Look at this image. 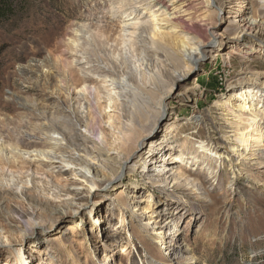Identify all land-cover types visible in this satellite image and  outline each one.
<instances>
[{
    "label": "rangeland",
    "instance_id": "obj_1",
    "mask_svg": "<svg viewBox=\"0 0 264 264\" xmlns=\"http://www.w3.org/2000/svg\"><path fill=\"white\" fill-rule=\"evenodd\" d=\"M121 1L23 0L0 22V264H264V169L197 148H221L241 95L264 121V40L242 31L264 0L239 17L193 0L189 27L212 43L192 65L170 27L150 38L154 7ZM49 139L57 171L32 159Z\"/></svg>",
    "mask_w": 264,
    "mask_h": 264
},
{
    "label": "bare ground",
    "instance_id": "obj_2",
    "mask_svg": "<svg viewBox=\"0 0 264 264\" xmlns=\"http://www.w3.org/2000/svg\"><path fill=\"white\" fill-rule=\"evenodd\" d=\"M121 2L123 3L125 1H121ZM194 2L196 1L171 0V4L164 6L165 3L160 0H132L131 3H128L126 1L123 5H121V7L118 8L120 9V12H124L126 10L124 8L126 7H129V9L130 8L135 9L140 5H144L146 8L154 7L153 12L155 15H151L152 23L149 30L150 38L152 39L154 37L163 34L164 33L163 30L170 27L173 33H178V35L180 36V39L176 40L177 41L176 43L178 48L180 49L179 55L181 61L184 63H190L192 65L193 63H196L201 56H203L202 54L205 48L207 49L208 46L212 43V42L209 43L203 36L205 30L200 31L201 29L200 30L196 29L193 31L189 27L190 24V23L188 24V21L190 20L189 17H192L190 16L189 13L191 12V9H194L191 8L192 6H194ZM205 2L210 7L215 6L217 3H218V7L220 8L225 6L229 9L227 10V13L236 14L237 15L236 17L240 16V13L237 12L236 10L238 8L240 9L243 6L242 5L243 1L241 0H205ZM193 18L194 17H192L191 19ZM196 18L197 17H195L194 19ZM200 19L199 21H201ZM250 22H243L242 31L249 32V34L250 33L256 34L258 37L264 40V20L261 18L260 20H258V22L255 21L252 23ZM179 25L182 28H180ZM123 34L125 35L124 32ZM132 34L133 33H131V36ZM255 80L258 81V79ZM110 82L111 84L109 86L112 87V89H116V90L119 89L120 91L123 90L122 85L117 84L114 81H110ZM236 99H239L240 103H243L242 106L240 107L239 105L237 109L238 114L234 113L231 109L226 108L224 110H220L223 111L222 116L218 115L220 117H223V120H224V114L225 116L230 117L229 123L227 124L226 122L228 121H226L224 122L225 124H223L226 126L223 127L224 129L223 132H225L226 128L230 129L225 132L223 143H221L222 146L220 149L223 150V152H221L220 149H217L216 147L217 142H215L214 139H209L207 142L204 141L200 142L197 148L200 150V153L206 155V158L214 157L219 159L221 163H224L226 161L229 162L233 161V165L231 166L232 170L237 171L239 172V174L241 173L244 176L248 177L250 171L249 167H256L255 170L264 169V162L261 161L262 156L260 155L264 147V121L262 120V118L258 116V113L256 112L255 109H253L251 106L246 107L244 101L246 102V99L248 101V98L244 99V96L241 95L239 98ZM195 130H198V128ZM44 145L46 146V149L33 151L35 153V155L32 157L34 161L43 163L46 166V168L51 171L60 170L61 168L64 167V164L66 165L69 164L68 162H65V163H61L62 164L61 166H56L54 163V160L56 159L57 156V152L63 150L62 144L59 141L54 139H49V141L46 142ZM101 155L103 156L104 160L107 163H109V161H113L120 157L119 154L114 150H101ZM247 162L251 163V165H248ZM172 170L173 168H169L168 166H163L159 168L158 174L167 175L171 173ZM75 173L79 175L82 179H85L90 186H93L97 181L101 180L99 168L91 164L81 165L80 170L75 171ZM259 186H264V182L261 183ZM13 192L14 191H12L11 189L10 190L8 188L5 189L4 192H0V199H2L1 198L2 194H7V193L13 194ZM151 223H152L151 221H148L146 225H150ZM169 224H170L169 222H166V226H168ZM159 234L155 233L154 235L157 236Z\"/></svg>",
    "mask_w": 264,
    "mask_h": 264
},
{
    "label": "trees",
    "instance_id": "obj_3",
    "mask_svg": "<svg viewBox=\"0 0 264 264\" xmlns=\"http://www.w3.org/2000/svg\"><path fill=\"white\" fill-rule=\"evenodd\" d=\"M23 0H0V22L10 19Z\"/></svg>",
    "mask_w": 264,
    "mask_h": 264
}]
</instances>
